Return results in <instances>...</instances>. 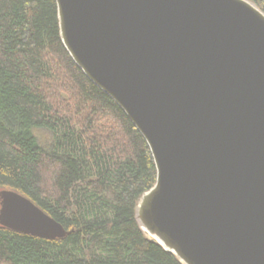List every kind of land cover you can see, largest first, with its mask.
Listing matches in <instances>:
<instances>
[{"label": "water", "instance_id": "obj_1", "mask_svg": "<svg viewBox=\"0 0 264 264\" xmlns=\"http://www.w3.org/2000/svg\"><path fill=\"white\" fill-rule=\"evenodd\" d=\"M63 45L146 140L144 234L183 264H264V12L250 0H55ZM0 225L62 224L0 189Z\"/></svg>", "mask_w": 264, "mask_h": 264}, {"label": "trees", "instance_id": "obj_2", "mask_svg": "<svg viewBox=\"0 0 264 264\" xmlns=\"http://www.w3.org/2000/svg\"><path fill=\"white\" fill-rule=\"evenodd\" d=\"M250 1L264 12V0ZM60 68L87 110L81 125L46 95ZM38 129L50 133L46 144ZM155 180L142 134L63 45L56 1L0 0V189L27 196L67 230L44 238L0 225V264H183L135 217Z\"/></svg>", "mask_w": 264, "mask_h": 264}, {"label": "rangeland", "instance_id": "obj_3", "mask_svg": "<svg viewBox=\"0 0 264 264\" xmlns=\"http://www.w3.org/2000/svg\"><path fill=\"white\" fill-rule=\"evenodd\" d=\"M58 72L60 75L56 76L54 79L49 81L47 85H45L46 95L49 101L53 104L54 109H56L61 115L68 117L75 125H81L85 120L84 114H87V110L84 109L83 113L79 111L80 108H77L79 100L74 88L72 87L73 84L69 81L65 70L60 68ZM95 120L99 124H103L106 121V119L102 116L95 117ZM107 123H111V120L109 119ZM36 135L44 144H46L50 139V133L44 129H38L36 131Z\"/></svg>", "mask_w": 264, "mask_h": 264}]
</instances>
